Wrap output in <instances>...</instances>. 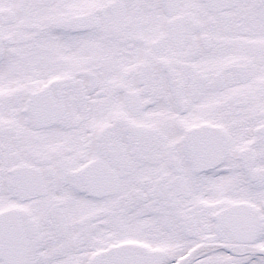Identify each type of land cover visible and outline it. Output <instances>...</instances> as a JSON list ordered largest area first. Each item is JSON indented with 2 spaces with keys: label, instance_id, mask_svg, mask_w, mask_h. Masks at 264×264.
<instances>
[{
  "label": "snow or ice",
  "instance_id": "snow-or-ice-1",
  "mask_svg": "<svg viewBox=\"0 0 264 264\" xmlns=\"http://www.w3.org/2000/svg\"><path fill=\"white\" fill-rule=\"evenodd\" d=\"M0 264H264V0H0Z\"/></svg>",
  "mask_w": 264,
  "mask_h": 264
}]
</instances>
